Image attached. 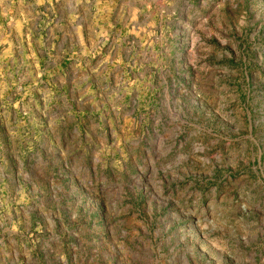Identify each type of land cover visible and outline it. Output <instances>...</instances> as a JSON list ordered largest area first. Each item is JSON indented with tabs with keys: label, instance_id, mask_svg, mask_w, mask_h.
<instances>
[{
	"label": "rangeland",
	"instance_id": "rangeland-1",
	"mask_svg": "<svg viewBox=\"0 0 264 264\" xmlns=\"http://www.w3.org/2000/svg\"><path fill=\"white\" fill-rule=\"evenodd\" d=\"M105 1L0 0V264H264V0Z\"/></svg>",
	"mask_w": 264,
	"mask_h": 264
},
{
	"label": "crops",
	"instance_id": "crops-1",
	"mask_svg": "<svg viewBox=\"0 0 264 264\" xmlns=\"http://www.w3.org/2000/svg\"><path fill=\"white\" fill-rule=\"evenodd\" d=\"M121 1H122V0H106L105 2H106V3L109 2L108 5L116 7V6H118V4H119ZM105 5H107V4H105Z\"/></svg>",
	"mask_w": 264,
	"mask_h": 264
}]
</instances>
